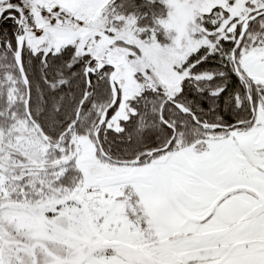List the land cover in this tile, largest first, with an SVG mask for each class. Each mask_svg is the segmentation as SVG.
Masks as SVG:
<instances>
[{"label": "snow or ice", "instance_id": "1", "mask_svg": "<svg viewBox=\"0 0 264 264\" xmlns=\"http://www.w3.org/2000/svg\"><path fill=\"white\" fill-rule=\"evenodd\" d=\"M0 264H264V0H0Z\"/></svg>", "mask_w": 264, "mask_h": 264}]
</instances>
